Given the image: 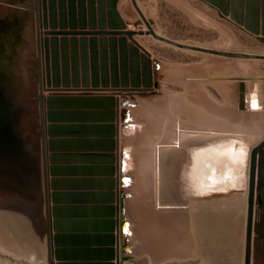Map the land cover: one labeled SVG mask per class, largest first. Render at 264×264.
<instances>
[{"label": "rangeland", "instance_id": "obj_1", "mask_svg": "<svg viewBox=\"0 0 264 264\" xmlns=\"http://www.w3.org/2000/svg\"><path fill=\"white\" fill-rule=\"evenodd\" d=\"M262 1L136 0V3L159 36L180 44L217 52L264 55V36L256 34V23L260 21L258 18L262 21V9L264 10ZM13 5H16V8ZM33 8V0H0V16L4 15L6 19L4 30L9 29V37L5 36V41L10 39L14 30L12 40L8 44L4 42L7 46L0 51V70L2 67V73H0V264H46V237L40 219L43 195L40 160L32 147L33 144L37 146L38 136L29 130L30 117L34 113L38 120V110L32 104L34 103L32 97L38 95L37 75L34 70L36 49ZM116 10L117 24L120 22L124 24V29L117 30L115 47L114 45L112 49L109 47L110 39L111 44L114 41L112 36H99L97 40H101L100 48L103 50L106 45L107 51L103 52L99 49L94 53L84 52L82 50L85 46H80L75 54L71 51L67 53L68 68L61 66L63 54H56L59 68L49 69L51 88H54L53 80L56 79L60 83L58 92L72 93L79 90L80 92L101 93V95L92 97H104L102 94L111 92L115 93L116 99H120L121 102L120 92L122 90L145 91L151 79L152 90H148V93L133 94L132 96L138 99L139 106L131 108L139 120L144 123L153 114L156 128L161 127L165 115L176 118L177 113L173 111V108L179 100L183 101L184 106L187 107L182 110L180 116L186 124L187 120L191 119L190 114L191 117L197 115L199 121L201 118L198 113L201 115L208 111L217 114V118L213 120L238 121L239 112L235 106V94H238L237 85L240 83H244V90L248 89L249 82L260 83V94L264 103V60L242 59V61L241 58L178 49L146 35L147 28L131 0H117ZM13 12L19 16L13 15ZM65 23L63 28L60 22L56 21L54 29L50 27L42 29L43 35L47 37L51 36L45 35L47 32L64 34L63 31H68L65 33H77L76 36L82 37L80 40L83 38L88 40L86 36L80 34L88 33V30L90 32L110 31L107 17L106 20L100 21L101 30L98 29V21H95L96 28L92 31L88 27L89 21H85V27L82 26V22L77 21L73 29L69 21ZM67 36L72 37L69 40L75 39L77 42L76 36ZM80 40L77 44H81ZM24 42L26 46L22 47L19 66L17 62L10 64L18 58L17 48ZM206 55L208 58L212 57L214 61L221 62V68L216 71L204 64L207 61ZM28 59L31 61L28 62ZM220 85L227 89L226 96L220 92ZM65 87H69V91H66ZM163 95L168 99L171 98L169 101L171 107L167 105L165 108L168 114H164L162 109L148 107L150 104H157ZM228 96L232 98L227 99ZM53 97L70 99L67 103L77 100L84 102L85 100L70 95ZM190 97H193L191 102ZM107 112H110V109ZM231 115L235 121L230 119ZM209 117L212 121V117ZM59 118L60 116L57 119ZM225 125L222 126L221 122L219 124L210 122L208 126H201L197 129L222 130ZM230 125L232 128L239 127V124L235 123ZM145 132L146 129L140 136L137 135L139 138L131 140L136 150L142 148ZM140 175L139 163L134 168V182H130L128 198L124 201V214L128 217V221L134 222V231L131 236L134 252L132 258L122 264H207L202 256L195 254V245L198 242L194 243L192 239L190 224H184L182 228H178L177 225H174L173 229L169 227L170 231H175V233L174 236L169 235L166 238L165 245L158 246L154 243L153 246H148V240L150 242L151 239H148L143 232L139 218L133 211H141L148 207L147 209L151 208L150 211L157 214L159 209L153 202L148 204L149 200L147 202L145 198L143 184L140 183ZM38 203L40 206L37 210ZM255 218L257 219L254 222L251 264H253L254 237H264V201L257 205ZM223 231H225L222 233L223 236L220 231H215L218 236H222L221 241L219 238L210 237L212 244L217 245L220 251L222 250L217 264H245V230L242 233V225L233 237L229 233L228 225ZM177 246L180 250L176 248ZM184 252L187 253L184 254Z\"/></svg>", "mask_w": 264, "mask_h": 264}, {"label": "bare ground", "instance_id": "obj_2", "mask_svg": "<svg viewBox=\"0 0 264 264\" xmlns=\"http://www.w3.org/2000/svg\"><path fill=\"white\" fill-rule=\"evenodd\" d=\"M206 58L207 61L204 64L209 68L216 69V71L221 68V62L214 61L212 57L208 58L207 55ZM249 83L250 85L247 87L248 90L246 92L247 95L244 98L246 109L239 111L237 109L238 104L237 102L235 103L236 110L239 112L240 116H237L238 121H235L234 117L231 115L230 119H233L235 122L230 120L228 122L213 120L217 118V114L214 112L209 113L208 111L207 113H201V115L198 113L200 116L199 118H201L199 121L197 115L191 117L190 114L191 119L188 117L189 120H187L186 124L184 122L185 120L183 121L180 116L183 112L182 110H184V108L187 109V107L184 106L183 101L179 100V102H174L177 107V109L175 106L173 108V111L177 113L175 114L176 118L165 115L161 122V127L156 128V124L153 122V114H151L147 122L144 123L139 120V117L133 112V109L130 108L128 118L131 121L123 132L127 137L124 139L125 152L128 156V160L125 159L126 178H128L130 182L134 180V168L140 163V183L143 184L142 186L146 195L145 198L147 202L149 200L148 204L153 202L159 209L157 214L150 211V206V209L145 207L144 210L133 211L139 218L143 232L148 236V239H151L150 242L148 240V246H153L154 243L158 246H162L169 235L174 236L175 231H170V228L174 225H177L178 228H182L184 224H190L192 228V239L194 243L198 242L195 245V254L197 253L198 256H202V259L205 260L207 264H217V259L222 250L220 251L217 245L212 244L210 237L219 238V240L220 238L222 239V233H225L223 230L226 229L227 225L229 226V233H231L232 237L235 236V233L241 225L242 233L245 230L247 220V193H240L235 189L237 179L234 181L221 180V165L214 156L216 153L227 152L232 149L236 152L243 150L249 155L253 147L264 138V103L261 99L260 83ZM221 86L222 85L219 86V90L226 96L227 89ZM133 94L136 93H127V102L129 105L138 108V99L136 100V98L132 96ZM228 94L230 93L228 92ZM229 96L227 99L230 98ZM194 97L196 98L197 96ZM253 97L256 98L258 104L256 109L252 107ZM192 98L190 97V102L193 100ZM170 99L171 98L168 99L163 95L157 104L147 105L151 109H162L164 114H168L165 108L167 105L171 107L169 103ZM233 109L235 111L234 106ZM190 111L192 112V110ZM237 112L235 114H237ZM209 116L212 117V121H210L211 118ZM171 120L173 122H171ZM210 122H212V124H219L221 122L222 126L223 124L226 125L222 130L197 129L198 127L201 128V126H208ZM233 123L239 124V127H230V124ZM189 125L193 126L191 127ZM226 127L234 131H230L226 129ZM144 129H146V132L145 137H143L144 141L141 144L142 148L136 150L131 140L136 138L137 135L140 136ZM199 154L203 155L201 156ZM145 205H147V203ZM255 213L256 209L254 212V222L257 219L255 218ZM128 223L129 231L133 235L134 222L129 220ZM177 230L178 229H176V231ZM168 231H170L169 234ZM215 231H220L222 236H218ZM181 238H183V236H181ZM181 240L179 241L180 243L182 242ZM176 248H178V246ZM185 253L187 252H184V254ZM163 254L161 255L164 256ZM35 256L37 255L35 254Z\"/></svg>", "mask_w": 264, "mask_h": 264}, {"label": "water", "instance_id": "obj_3", "mask_svg": "<svg viewBox=\"0 0 264 264\" xmlns=\"http://www.w3.org/2000/svg\"><path fill=\"white\" fill-rule=\"evenodd\" d=\"M116 1L117 0H33V11H34V20H35V49H36V67H34L35 73L37 75L36 83L38 85V95L32 97L34 106L38 110V120L39 127L36 129L35 133L38 136L37 146L35 144H31L34 147V151L39 155L40 160V169H41V187L43 193V203L44 206V216H42V210L40 212V219L42 223V229L44 236L46 237V264H69L74 262L72 261V252L70 250H66L64 248V240L65 237L60 233L61 223L55 221L53 224L50 219V203H49V184L53 188L58 183V181H52L49 183V173L55 174L58 172L56 168L48 167V160L50 163L55 162L58 159V156H49L47 155V143H46V134H45V121L48 120L49 123L55 122L57 118L61 115V113L57 112V108L62 102H69L70 99H61L58 97H44V92H58L59 89V81L53 80V87L51 88L50 82V68H59V61L56 54L61 53L62 56V68H68V57L67 53L71 51L73 54L77 52L76 45L77 42L75 39L68 40L66 38H62L58 40L57 38L47 39L44 38L42 29H47L50 27L54 29L56 27V21L60 22L61 27L64 28L66 25V21H69L70 27L75 28L77 21L82 22V26L85 27V21H89L88 27L89 29L95 30V21H98V29L100 28V21L107 20L109 22V32H88L80 34L82 36H91L90 40L82 39L80 40L81 46H85V49L82 51L94 53L97 51L96 45L97 43L101 46V40H97L94 38L95 36H112L113 42L111 44V39L109 41V47L111 48L113 45L115 47V36L117 35V30L124 29V24L120 22L117 24V10H116ZM133 7L141 17L144 22L147 32V36H152L155 40L165 43L167 45H171L178 49H184L194 52H201L205 54L218 55L222 57H232V58H241V59H257L264 60V55H249V54H230L225 52H217L210 49L199 48L194 46H189L185 44H180L175 41L169 40L162 36L156 34V32L150 26V23L146 20L142 11L139 9L136 0H131ZM264 4V0L262 1V5ZM262 21L261 18L257 20L256 23V34H261L264 36V10L262 9ZM123 34V32H122ZM45 35H62V36H76L77 33L70 34H51L45 33ZM87 44L89 46L90 51H88ZM106 44V43H104ZM104 47V46H103ZM109 48V49H110ZM112 49V48H111ZM101 51L106 52V45L103 48H100ZM115 50V48H114ZM111 51V50H110ZM51 56V58H50ZM67 63V64H66ZM2 73V67L0 70ZM56 76V75H55ZM52 76V77H55ZM244 84H238V94H235L237 109L240 111L245 110L246 107L244 105V98L246 97V92L248 89L244 90ZM153 82L150 79L148 86H146L145 91H132L128 89L122 90L120 95L122 96V100L116 99L113 96H104V97H88L84 98L85 102H95L99 105H107L110 112H104L100 115L105 114L108 119H110L107 123L112 125V123L117 122L121 123V127L117 126L115 128V132L113 131V127L107 126L106 129L110 130L111 137L115 138L114 147L112 145L110 152L116 151V146L119 148L120 136H122V140L127 138L123 133L124 130L129 126V122L131 121L128 117L129 108L133 107V105H129L127 102V93H148V90H152ZM66 91H69V87H65ZM88 91V90H84ZM68 100V101H67ZM37 103V105H36ZM138 104V102H137ZM120 106H122V110L120 111ZM47 109V112L46 110ZM117 110L114 114L112 111ZM104 128V127H102ZM229 130V129H228ZM232 131V130H230ZM58 133V127L55 125H50L48 127V134L50 137H53ZM112 143V142H111ZM125 143V142H124ZM49 148L53 150L59 144V142L51 140L49 141ZM125 144L121 148L118 149V178L115 182V185L112 186L111 190H115L116 194L113 198L111 197V205L115 204V209L106 208L105 210L111 211L110 217L116 219L115 223L107 222L110 227L111 235L100 236L99 239L105 240L108 243V247H113L111 249H101L102 253L106 259L105 260H97L100 262H114L115 264H122L126 262L130 258H132V254L134 252L133 243L131 242L132 233L129 231V223L128 217L124 214V201L128 198V190H129V182L130 180L126 178L125 169L126 163L125 159L128 160L127 153L125 152ZM37 149V150H36ZM105 158L110 159L111 164L113 163L112 156H105ZM112 173V169H110ZM116 174V173H115ZM115 174H112L114 176ZM112 184V181L110 182ZM235 189L240 193H247V220H246V228H245V264H251L252 258V241L254 236V212L257 205L262 201H264V138H262L250 151L249 155H247L246 162L241 167V178L236 180ZM52 200L55 202L57 195H51ZM59 212V208H53L52 213L53 216ZM54 232V235H52ZM115 233V235H114ZM91 252V251H90ZM56 263V264H57ZM253 264H264V237H254V253H253Z\"/></svg>", "mask_w": 264, "mask_h": 264}, {"label": "crops", "instance_id": "obj_4", "mask_svg": "<svg viewBox=\"0 0 264 264\" xmlns=\"http://www.w3.org/2000/svg\"><path fill=\"white\" fill-rule=\"evenodd\" d=\"M14 4L18 3L14 2ZM13 6L16 8V5ZM12 14L19 16L15 12ZM14 17L13 20L15 19ZM5 21L4 15H1L0 45L2 46L0 51L12 40L14 34L13 30L10 39L5 41V36L9 37V29L4 30ZM65 32L68 31H63V33ZM88 32L90 31L88 30ZM43 37L48 39L57 38L58 40L62 38L69 40L72 38L62 35ZM75 38L79 42L82 37L76 36ZM86 38L90 40L91 36H86ZM95 38L97 39L99 36ZM4 42L7 44L5 45ZM25 46V42L23 45L18 46L16 51L18 58L10 64L17 62L19 66L20 54L23 51L22 47ZM80 46L81 44L76 45L77 51ZM96 47L99 51L100 44L98 43ZM87 48L90 51L88 44ZM27 61L29 62L31 59ZM64 95L84 99V97L98 96L101 93L80 92L79 90L72 93L44 92L45 98ZM102 95L117 97L115 93L111 92ZM107 108V105H99L95 102H82L81 100L73 103L64 102L59 105L57 110V112L61 113L60 118L52 123H49L47 119L45 121L47 155L48 157L51 155L58 156V159L53 163L48 160L49 169H58L55 174L49 173V183L51 180L58 181L54 187L55 191H52L53 188L49 184L50 219L52 224L55 221L61 223L59 234L65 237L64 248L72 252L71 259L72 261L74 260V262L69 264H115V261H97L105 260L106 257L102 253L96 252L101 249L113 248L108 247V243L104 239H99V237L111 235L109 224L106 223H115L116 221L115 217H110L111 211L105 209H115V204L111 205V197L109 195L114 198L116 194V191L111 190V188L115 185L118 178V149L124 144L122 136H120L119 148L116 146V151L110 152L112 145L114 147L115 138L111 137L110 130L102 128L111 125V123H107L110 119L105 114L100 115L107 112ZM122 108L120 106L119 110L121 111ZM45 110L47 112V109ZM116 111L113 110L112 112L115 114ZM36 118L37 115L35 113L30 117L29 130L31 132H35L39 127V120H36ZM51 124L58 127V133L53 137L48 134V127ZM111 126L115 132V128L117 126L121 127V123L114 122ZM229 130L234 131L233 129ZM51 140L59 142L58 146L53 150H50L48 144ZM105 156H112L113 163L111 164L110 159L105 158ZM110 169H112V173ZM112 174L115 175L112 176ZM111 181L112 184L110 183ZM52 194L57 195L55 202L51 198ZM41 202L43 203V195ZM38 206H40L39 203L36 206L37 210L39 209ZM53 208H59L56 217L53 216ZM42 216H44V206H42ZM52 235H54V232H52Z\"/></svg>", "mask_w": 264, "mask_h": 264}, {"label": "snow or ice", "instance_id": "obj_5", "mask_svg": "<svg viewBox=\"0 0 264 264\" xmlns=\"http://www.w3.org/2000/svg\"><path fill=\"white\" fill-rule=\"evenodd\" d=\"M252 107H258L256 98L253 97ZM203 155V154H199ZM214 158L221 165L220 178L222 181H234L241 178V167L247 159V153L243 150L236 152L234 149L227 152L216 153ZM223 190V189H220Z\"/></svg>", "mask_w": 264, "mask_h": 264}]
</instances>
